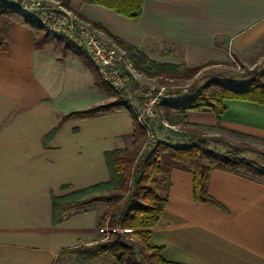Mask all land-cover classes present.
I'll return each instance as SVG.
<instances>
[{
  "label": "crops",
  "instance_id": "0c3cea01",
  "mask_svg": "<svg viewBox=\"0 0 264 264\" xmlns=\"http://www.w3.org/2000/svg\"><path fill=\"white\" fill-rule=\"evenodd\" d=\"M69 6L112 43L115 36L156 61L188 67L229 62L264 37V0H142L137 19L97 3L70 0ZM33 35L29 25L13 20L8 48L0 51V264H112L107 254L80 261L63 252L103 239L107 228L98 225L101 212L94 205L51 225L50 193L107 180L103 154L130 145V113L121 108L68 120L44 147L42 138L60 115L113 96L94 85L77 57L61 56L51 45L36 49ZM63 68L65 83H83L72 104L60 99L57 71ZM224 103L223 130L264 139V104ZM185 122L189 130L175 135L187 140L220 130L210 110H187ZM207 192L220 205L196 201L192 173L173 167L148 244L162 246L165 260L185 264H264V180L214 168Z\"/></svg>",
  "mask_w": 264,
  "mask_h": 264
},
{
  "label": "trees",
  "instance_id": "16d2710c",
  "mask_svg": "<svg viewBox=\"0 0 264 264\" xmlns=\"http://www.w3.org/2000/svg\"><path fill=\"white\" fill-rule=\"evenodd\" d=\"M60 1L70 7V0ZM81 1L106 6L132 19H137L141 13L142 0ZM13 20L32 28L33 46L36 49L53 44L61 55L71 54L77 57L93 74L94 85L108 90L113 96L111 101L60 115L57 124L43 136L44 147L68 120L95 117L121 108H126L132 119L130 145L107 150L103 154L109 172L107 180L62 194L50 193L53 226L60 223L64 215L71 211L86 210L96 201L106 204L105 209L98 215V225L107 228L103 239L63 252L74 254L80 261H89L107 254L115 264H185L165 260L161 256L162 246L148 244L150 229L158 221L167 200L170 170L176 167L190 171L193 198L199 202L220 205L207 192L211 171L222 168L264 180V163L240 156L241 152L251 150L264 158V151L239 143L232 145L231 150L220 152L208 148L203 138L189 139L184 144H173L165 140L147 144L149 118L145 117L142 122L137 121L131 105L102 80L83 49L75 47L62 37H53L40 24L30 20L27 14L15 8L10 0H0V51L8 48V29ZM112 39L127 53L132 65L148 76L187 77L213 63L188 67L180 63L159 62L133 44L115 36ZM229 73H220V77H210L201 84L193 83L185 95L172 100H161L160 104L166 105L168 109L173 108L178 113L182 126H187V110H210L217 120L215 128L222 130L224 128L218 121L226 108L225 99L240 98L264 104V66L245 72ZM215 139L223 141L222 138ZM65 187L67 186H61Z\"/></svg>",
  "mask_w": 264,
  "mask_h": 264
},
{
  "label": "built area",
  "instance_id": "2783aa9c",
  "mask_svg": "<svg viewBox=\"0 0 264 264\" xmlns=\"http://www.w3.org/2000/svg\"><path fill=\"white\" fill-rule=\"evenodd\" d=\"M28 18L40 24L53 37H62L83 49L103 81L123 96L134 108L137 121L155 114L162 98L167 95L164 84H143L136 75L127 53L116 44L99 36L78 13L60 0H10ZM148 130L147 141L152 138Z\"/></svg>",
  "mask_w": 264,
  "mask_h": 264
},
{
  "label": "rangeland",
  "instance_id": "374dc122",
  "mask_svg": "<svg viewBox=\"0 0 264 264\" xmlns=\"http://www.w3.org/2000/svg\"><path fill=\"white\" fill-rule=\"evenodd\" d=\"M97 33L99 34L101 38L107 40L99 32ZM49 45H51L52 47L54 46L53 44H49ZM55 50L58 51V49H55ZM51 51H53L52 48L47 49L44 52L45 54H48ZM263 66H264V37L260 40L258 44H256L252 48L250 52L245 53V54H240V56L235 57L234 59H230L229 62H226L223 64H210V65L204 66L201 69H199L196 73H194L193 75L187 76V77L148 76L140 72L134 66L133 67L136 72L137 78L143 84L150 83V84H154L155 86L161 85V84L166 85L167 95L164 98H162V100H172L174 98L185 95L188 92L189 86L193 83L201 84L210 77H213V76L220 77L218 76L220 75V73L230 74L229 72H232V73L243 72V71L245 72V70L254 69V68L258 69ZM88 71L90 70L88 69ZM57 73L61 74L60 78L63 80V82L60 83L61 86L59 89L61 92L60 99L65 100V102L68 104L75 103L74 100L75 101L77 100L74 99V97L77 96L79 91H81L82 93V91L84 90L82 86L83 83L81 82L79 84L75 81L70 84L65 83L63 79V76L66 73L65 68H63V70L61 71H57ZM86 87H87V84H86ZM108 97H110V95ZM163 106L164 105L159 103V105L156 108L155 114L149 117V122H150L149 129L152 132L153 137L149 138L147 141V136H146V143L150 144L157 140H165L173 144L186 143L188 141L187 137H184V136L177 137L175 134L177 133L178 135H180L181 134L180 132L188 131L189 128L182 126L180 119H179V115L176 111L168 112L167 109H165V107ZM134 108H132V111H134ZM198 138L205 139V142L208 148L217 150L220 152H226L227 150H231L232 145H236L239 143L251 146L259 151H264V140L262 138H256L251 135H247L245 133L229 132L223 129L217 130L215 132L211 130H206V131H203ZM215 138L217 139L222 138L223 141H217ZM240 156L251 158L260 163H264L263 156L255 151L245 150L240 153ZM92 205L99 207L100 212H102L106 207V204L101 201L93 202ZM111 263L115 264L113 259H111Z\"/></svg>",
  "mask_w": 264,
  "mask_h": 264
}]
</instances>
